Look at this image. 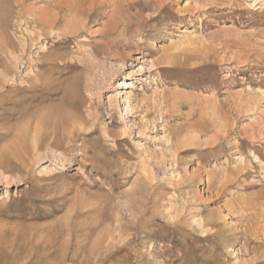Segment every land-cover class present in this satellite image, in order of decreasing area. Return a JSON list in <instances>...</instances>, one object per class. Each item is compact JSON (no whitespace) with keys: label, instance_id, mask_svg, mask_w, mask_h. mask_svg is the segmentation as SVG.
I'll list each match as a JSON object with an SVG mask.
<instances>
[{"label":"rangeland","instance_id":"rangeland-1","mask_svg":"<svg viewBox=\"0 0 264 264\" xmlns=\"http://www.w3.org/2000/svg\"><path fill=\"white\" fill-rule=\"evenodd\" d=\"M55 1L0 0V155L32 160L0 168V264H264V0H93L43 34Z\"/></svg>","mask_w":264,"mask_h":264},{"label":"bare ground","instance_id":"bare-ground-1","mask_svg":"<svg viewBox=\"0 0 264 264\" xmlns=\"http://www.w3.org/2000/svg\"><path fill=\"white\" fill-rule=\"evenodd\" d=\"M97 1H99V3H101L100 2V0H97ZM108 2H109V0H107ZM111 1V0H110ZM86 2V1H85ZM85 2H84V0H70V1H66V0H59V1H55V3H54V5L50 8V13L48 14V15H46L45 17H42L41 19H38L39 21H38V24H40L41 26L40 27H42L43 28V31H44V29L46 30V31H44V32H42L43 34H45V33H51V31H54L53 29H55L56 28V26H57V22H58V20H60L61 18H63L62 17V15H61V13L62 12H67V14H69V15H72V17H68L69 18V24H67V25H64L63 27H65L64 29L65 30H63V33H65L66 35H68V34H70V35H74V34H77L79 31H81L80 29H82L81 27L82 26H84L85 24H84V21H82V20H84V17H85V14H86V12L90 9H92V8H95L96 7V5L94 4V1L93 0H90L88 3H89V6L88 5H86L85 6ZM112 2V1H111ZM115 2V1H114ZM88 3H86V4H88ZM99 3H98V5H99ZM104 3V2H103ZM106 3V2H105ZM119 2L117 1V4H118ZM97 4V3H96ZM108 4V3H107ZM114 4V3H113ZM116 5V4H115ZM88 6V7H87ZM105 6V5H104ZM119 6V5H118ZM87 7V8H86ZM100 7V6H99ZM101 7H103V5L101 6ZM113 7V6H112ZM111 7V8H112ZM68 8V9H67ZM116 8V7H115ZM121 9V8H120ZM95 10V9H94ZM115 10H117V9H115ZM92 11V10H91ZM90 11V12H91ZM64 12V13H65ZM66 14V15H67ZM89 14V13H88ZM68 16V15H67ZM86 17H88V16H86ZM72 18V19H71ZM64 19V18H63ZM62 19V20H63ZM65 20H67V19H65ZM61 21V20H60ZM64 21V20H63ZM62 21V22H63ZM41 29V28H40ZM59 29V28H58ZM58 29H56V30H58ZM59 31V30H58ZM40 36V35H39ZM47 37V36H46ZM5 50V49H4ZM13 54V53H12ZM12 56V55H11ZM5 57V56H4ZM11 58V57H10ZM14 59V58H13ZM13 59H11V60H13ZM1 73V72H0ZM0 76H6V73H3V74H1ZM7 77V76H6ZM2 78V77H1ZM9 78V77H8ZM8 78H6L7 80H8ZM5 79V78H4ZM39 84V83H38ZM37 84V85H38ZM124 85H125V88H128V87H130V84L129 83H124ZM35 87V85H33V88ZM22 89V88H21ZM19 90V89H18ZM29 90H31V92L33 91L32 89H29ZM37 90V89H36ZM22 91V90H21ZM20 91V92H21ZM26 91V90H25ZM27 92V91H26ZM23 94V93H22ZM42 94V93H41ZM41 94H40V96H41ZM36 96V95H35ZM23 99H24V97H23ZM37 99H40V98H37ZM10 100V99H9ZM19 101V100H18ZM21 101V100H20ZM24 101H26V100H24ZM34 101H36L35 100V98H34V94L33 95H31L30 96V98H28L27 99V102H24V103H27V104H31V103H33ZM10 104V103H9ZM12 104V103H11ZM19 104V103H18ZM14 105V104H13ZM20 106H23L24 104L22 103V101H21V103L19 104ZM15 107V106H14ZM11 108V107H10ZM9 108V109H10ZM14 109V108H13ZM12 109V110H13ZM38 120V119H37ZM49 137V135H45V136H43L42 138L40 137H37L36 138V140H35V142L33 143V146H32V156H35V155H37V152H38V150L39 149H41V148H43V146H44V149L46 148V150H49V148L51 149L54 145H53V143H51L49 140H51L50 138H48ZM39 139H40V142H39ZM57 141V140H56ZM13 144H15V145H17L16 147H20V145H21V140L20 139H18V138H16L14 141H13ZM18 150H20V151H24L23 150V148H18ZM54 150V149H53ZM52 153V152H51ZM28 155H30V154H28ZM31 156V157H32ZM44 156V155H43ZM28 157V156H27ZM23 158V157H22ZM22 158H19L18 160H15V162L12 160V161H10L8 158H6V157H4L2 154L0 155V168L2 167L3 168V166H4V168L6 167V168H9L11 165H12V167H14L15 169L16 168H26L25 167V165H23L26 161H28V163L29 162H31L32 160L30 159H28V158H30V157H28L27 159H22ZM21 159V160H20ZM35 160V159H34ZM16 162L17 163H19V164H16ZM27 166V165H26ZM0 170H2V169H0ZM23 171V170H22ZM26 171V170H25ZM4 172H9L10 174H14V172H12L11 170H7V169H5V171H2V173H0V178L1 177H4V179L5 180H11L12 178H17L18 179V176H19V173L17 172H15L16 173V175H14V177H13V175H10V177H9V179L6 177V175H5V173ZM25 174L24 175H22V173H21V179H23L25 176H27V174H26V172H24ZM8 174V173H7ZM17 174H18V176H17ZM19 182V181H18ZM69 233V232H68ZM69 235V234H68ZM71 236V235H70ZM80 236V235H79ZM104 239V238H103ZM102 240V239H101ZM68 243V242H67ZM67 245V244H66ZM102 245V244H101ZM79 247V246H78ZM103 247V246H102ZM66 248V247H65ZM103 249V248H102ZM67 250H68V247L66 248V250L64 251V253H65V255H64V257H63V255H62V259L64 260V258L66 259L67 257ZM69 251V250H68ZM80 252H81V250H80ZM93 252V251H92ZM94 254V253H93ZM75 255V254H74ZM93 256V255H92ZM97 256V255H96ZM83 257V256H82ZM75 259V258H74ZM85 261V260H84ZM83 259H81L80 260V264H83ZM71 262V261H70ZM76 262V261H75ZM74 263V262H73ZM78 263V262H77ZM85 263V262H84Z\"/></svg>","mask_w":264,"mask_h":264}]
</instances>
